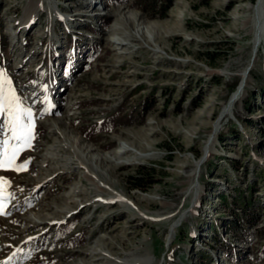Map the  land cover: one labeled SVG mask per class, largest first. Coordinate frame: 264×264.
<instances>
[{
	"label": "rangeland",
	"instance_id": "374dc122",
	"mask_svg": "<svg viewBox=\"0 0 264 264\" xmlns=\"http://www.w3.org/2000/svg\"><path fill=\"white\" fill-rule=\"evenodd\" d=\"M246 2L0 0V71L35 121L27 169H0L1 255L264 264V29L254 46L234 20ZM120 107L133 123L94 125Z\"/></svg>",
	"mask_w": 264,
	"mask_h": 264
},
{
	"label": "snow or ice",
	"instance_id": "6c2138e0",
	"mask_svg": "<svg viewBox=\"0 0 264 264\" xmlns=\"http://www.w3.org/2000/svg\"><path fill=\"white\" fill-rule=\"evenodd\" d=\"M47 92V86H44ZM44 102L48 103L45 96ZM51 108V104L48 105ZM0 116L6 118V128L9 135L0 139V169L14 170L17 172L27 169L28 162L17 165L18 155L27 148L32 147L35 138V121L31 108H24L21 98L11 87V81L7 79V74L0 71ZM9 182L0 177V215L6 214L4 211V190Z\"/></svg>",
	"mask_w": 264,
	"mask_h": 264
},
{
	"label": "bare ground",
	"instance_id": "6f19581e",
	"mask_svg": "<svg viewBox=\"0 0 264 264\" xmlns=\"http://www.w3.org/2000/svg\"><path fill=\"white\" fill-rule=\"evenodd\" d=\"M263 1L264 0H258V1L256 0V2H250V3L246 2L243 6L239 8L237 7L234 9L235 10L234 20L239 21L241 23L242 30L245 31L246 33L245 35L250 36L251 40H253L251 41V43H253L254 46H256L257 43L259 44L258 39L261 38V33H262V30L264 29V6L262 5ZM126 18L128 19V17ZM231 26L235 28L234 25L231 24ZM140 34L142 35V37L145 38V30L143 28L140 29ZM121 45H124V44H121ZM245 86H246V83L242 81L241 84L237 87V89L233 92L232 98L229 102L230 104L228 105L227 103H225L223 105V109L221 111L222 113H220V116H218V121H220L219 123H221V120L223 118L222 116H224L223 114H225L229 110L228 106H233L236 100L239 99L243 95ZM213 128L215 130L217 128V124L214 125ZM128 151L129 150L125 146H122L116 149V151L114 152L118 154V153H127ZM99 188L101 189L100 186ZM114 196H117V195H114ZM113 202L115 201L110 200L108 203L114 204ZM44 233H45L44 235H46L47 231H45ZM100 254H101L100 252L91 253L92 259L90 261L93 262V260H99V259L101 260ZM109 260L111 259H108V261ZM109 262H113V261H109Z\"/></svg>",
	"mask_w": 264,
	"mask_h": 264
},
{
	"label": "trees",
	"instance_id": "16d2710c",
	"mask_svg": "<svg viewBox=\"0 0 264 264\" xmlns=\"http://www.w3.org/2000/svg\"><path fill=\"white\" fill-rule=\"evenodd\" d=\"M113 3H117V2H122L123 0H109ZM142 1V0H141ZM148 2V6H150L151 9H155L156 8V4H157V0H146ZM167 7V5H162V11L165 10V8ZM237 83V81H236ZM236 83L232 86V89H234V87L236 88ZM133 108H131L130 110H124L123 107H120L118 109H116L112 114H109L103 121L101 122H95L94 125L95 126H101L104 125H108L111 129L112 127H115L116 125H124V124H129V123H133L135 121V115L132 112ZM103 125V126H104ZM171 158V157H169ZM131 179L133 180L131 183V187L132 188H139L143 191H146V189L149 186V182L148 183H142L140 182V176L139 174H135L131 176ZM240 204L244 205L243 202L240 201ZM230 247V246H227ZM227 247H225L226 251H227Z\"/></svg>",
	"mask_w": 264,
	"mask_h": 264
}]
</instances>
